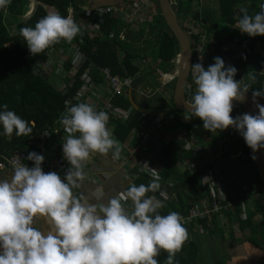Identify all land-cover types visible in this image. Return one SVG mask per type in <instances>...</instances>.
Wrapping results in <instances>:
<instances>
[{"label":"clouds","instance_id":"obj_1","mask_svg":"<svg viewBox=\"0 0 264 264\" xmlns=\"http://www.w3.org/2000/svg\"><path fill=\"white\" fill-rule=\"evenodd\" d=\"M9 3L0 0V9ZM242 11L236 28L249 37L264 36V4L254 15ZM79 34L74 19L58 12L47 14L34 27L20 29L32 55L62 40L71 43ZM214 60L207 70L200 63L188 65L197 87L185 108L207 131L235 128L255 153L264 148V105H256L257 115L233 118V101H244L248 88H241L240 81L234 79L235 67L226 68L220 57ZM252 96L255 102L264 93L255 90ZM3 108L0 125L4 135L32 133L28 121L7 110V104ZM108 120L106 112L85 102L68 107L59 121L68 134L63 157L71 165L64 178L56 172L45 173L41 167L44 156L30 152L27 160L33 166L14 163L11 178L0 179V264H159L156 257L161 250L168 253L165 264H174L188 231L178 212L161 215L163 201L146 195L160 189L155 169L150 168L151 183H132L107 204H91L73 194L72 189L84 179L83 166L92 154L114 150L112 158H120V142L108 130ZM92 195L99 200L104 193L96 189ZM160 195L167 198L163 192ZM128 202L131 211L125 208ZM36 220L47 225L46 231L33 226Z\"/></svg>","mask_w":264,"mask_h":264},{"label":"built area","instance_id":"obj_2","mask_svg":"<svg viewBox=\"0 0 264 264\" xmlns=\"http://www.w3.org/2000/svg\"><path fill=\"white\" fill-rule=\"evenodd\" d=\"M151 2L150 0H123L119 4L125 5V10L118 9L114 5L111 7H99V8H85V5L75 10L73 6L69 5L66 8V16H71L74 21L80 26V34L73 39L71 43L63 45V40L59 42V45H53L45 51V59H41L37 55H33L29 68L33 75L41 77L51 86H53L58 92L66 96L65 102L69 103L66 105L64 102V114L68 107L76 105L81 102L93 105L96 111H104L108 114L109 120L107 126H110L113 121L126 122L132 115L133 107L130 105L124 109L119 105L115 104V100L118 98L128 99L129 95L137 96L138 93H142L146 98L150 100L155 99L158 89H153L147 84H142L143 77L140 76V70L148 68L150 66L151 59L140 57V48L144 41L153 40L156 29L151 32V24L147 25L143 30H136L134 24L140 23L143 16L146 17V13L150 11L151 14L155 15L158 13L157 7L158 2ZM174 0H169L170 4ZM152 7V9H150ZM176 8V6H175ZM104 15L116 19L122 23L118 33L111 28L107 34L102 30ZM162 30L159 29V32ZM137 32L143 34L142 38L138 40L135 36H138ZM110 38L116 37L121 48H117V58L121 62L126 54V51L122 48L128 49V53L131 58L129 59V65L137 68V72L131 75H118L113 74L110 69L105 67H99L94 62L88 61L86 53L82 51L81 44L83 37H95L101 36ZM201 44L197 45V48ZM197 52V51H196ZM159 64L163 62L159 60ZM200 56L197 52V58L193 65L200 63ZM164 64V63H163ZM167 73L159 75L158 71H153L151 78L159 82V89H163V92L167 98H172V93L168 90L177 76L178 70V54L175 56L172 62L166 63ZM125 71V68H122ZM252 75V73H250ZM249 78V79H248ZM249 84L247 85L245 76L240 73L239 81L241 86L250 85V76H248ZM141 81L136 85L137 81ZM78 84V85H76ZM144 85V90L140 92L141 85ZM196 85L194 83V77L186 85L185 100L190 101L195 94ZM73 91V94H70ZM249 92V91H247ZM136 94V95H135ZM141 129L137 132L135 139L139 143V147L145 151V155L141 157L136 163V169L138 173L149 175L151 178V166L150 156L148 150L151 143V135L154 132L162 129L160 122L152 124L151 117L146 114H142ZM240 114L235 112L232 117H239ZM158 119V118H157ZM53 135H59L61 141L65 142V138L68 135L61 123H54L44 129L36 138L27 142L26 148L22 150H15L9 158L5 159V162H0V168L9 167L13 169L14 163L23 165L33 166V162L27 160V156L30 152L44 156V161L41 165L42 170L45 173L56 172L63 179L68 169V162L64 157L54 156L52 158L46 157L48 149H55L56 144H49V140ZM78 135V134H76ZM112 137L115 139L114 135ZM168 143V140L164 141ZM184 146L179 147L184 151H190L196 156H202V154L210 150L207 146L199 145L196 138L190 136L185 137L181 140ZM122 144V143H120ZM178 144V143H176ZM114 151V150H111ZM241 149L232 152L230 158L239 159L241 157ZM215 154L210 153V157H214ZM220 157V153L218 154ZM206 163L203 159L196 163H190L188 165V171L191 174H198L200 186L205 190V202L202 206H195L190 204L187 209H184L179 213L182 217V223L185 228H190L192 224L200 221L208 220L211 221L213 216L221 214L223 211L231 207V201L226 193L223 183L215 175V172L209 170L206 167ZM245 214H241V218H245Z\"/></svg>","mask_w":264,"mask_h":264},{"label":"trees","instance_id":"obj_3","mask_svg":"<svg viewBox=\"0 0 264 264\" xmlns=\"http://www.w3.org/2000/svg\"><path fill=\"white\" fill-rule=\"evenodd\" d=\"M86 0H10L9 5L5 9H0V112L4 111L3 105L7 104V110L14 111L22 119L29 122L32 127V133L29 136L17 137L15 132L11 136L3 133V126L0 125V162L4 163L6 158L15 150L26 148L27 142L36 138L44 129L53 126L54 123H60V118L64 114L65 95L58 92L53 86L41 77L33 75L29 65L31 63L32 54L29 52L26 41L20 35V29L24 27H34L35 24L44 16L51 12H58L62 16H66V8L71 5L77 11L84 6ZM244 0H218V10L220 19L227 25L232 26L238 18L235 9ZM254 0H251L255 7ZM6 13V14H5ZM11 16L13 21L8 23L5 16ZM161 16V15H160ZM102 30L105 34L113 28L118 33L122 24L117 25V20L104 15L102 17ZM163 20V19H162ZM7 22L8 24H5ZM164 23V21H163ZM13 28V32H9V27ZM165 26V24H164ZM8 28V29H7ZM156 29V34L151 40L155 45L156 57L164 64L172 62L179 52V46L167 29V31L159 32L157 26L151 27V32ZM228 42L234 41V36L227 35ZM264 36L257 42L252 38H241L235 40L237 51L228 49L221 53L224 62L228 66L237 69L234 79L239 80L240 73L245 75L247 80L250 73L256 77L251 80V93L260 91L264 93ZM68 42H63L65 45ZM59 45V43L55 44ZM260 45V47H259ZM121 48L116 37L110 38L95 36L83 37L81 49L86 53L88 61L94 62L99 67H105L111 70L113 74L122 76L133 75L137 72V68L129 65L131 58L128 49L122 47L125 51V57L120 62L117 58V48ZM46 51V50H45ZM45 51L37 54L41 59H45ZM125 68V71L122 69ZM249 79V78H248ZM141 83L137 81L136 85ZM78 85V84H76ZM74 92L71 91L70 94ZM264 101V96H260ZM115 104L126 109L130 106L128 99L118 98ZM151 108H161L163 103H155L150 105ZM143 115L133 110L131 117L126 122L113 121L110 126V132L120 143L130 142L132 146H136L138 142L135 137L141 129V120ZM185 131V137H194L199 140L209 139L208 131L203 128V122L198 117L187 114V119L181 123ZM217 140L220 138V130H217ZM216 140V141H217ZM61 139L59 135H53L49 140V144H59ZM172 152V145L162 144L158 150L159 157L167 159ZM248 158L249 149L247 147ZM193 175V174H192ZM192 180V179H190ZM203 189L199 187V194L202 196ZM256 209L264 213V201L257 200L255 202ZM168 253L162 250L156 257L159 264H165Z\"/></svg>","mask_w":264,"mask_h":264},{"label":"crops","instance_id":"obj_4","mask_svg":"<svg viewBox=\"0 0 264 264\" xmlns=\"http://www.w3.org/2000/svg\"><path fill=\"white\" fill-rule=\"evenodd\" d=\"M186 119L187 116L181 117L180 125ZM110 126H107L109 131ZM211 133L218 136L217 132ZM150 138L148 150L150 166L160 177V189L146 195L155 196L163 201L164 207L159 210L161 215L173 211L181 213L192 203L201 207L205 202L206 192L200 186L198 174L192 175L188 171L190 163H196L201 159L208 161L206 167L215 172L231 201V207L213 216L211 221H200L186 228L188 239L181 251L176 254L174 264H264V213L256 209L257 193L241 194L238 187L226 182L225 173L221 179L218 168L211 164L218 161L225 171L218 152H212L215 154L212 158L205 152L202 156H196L190 151L180 149L179 147L185 145L181 142L185 138L182 126L179 132L173 130L165 132L162 128L154 132ZM165 140L172 145V152L167 159H162L158 150L162 144H168L164 142ZM196 140L202 145L198 142L199 139ZM218 141L219 139L216 146L219 144ZM63 143L61 141L56 144L55 149H48L46 157L49 159L54 156L63 157ZM120 146L119 159L112 158L111 150L108 154L94 153L90 156L83 166V181L79 183V187L72 189L77 198L87 199L91 204H107L109 199L124 191L132 183L139 186L152 182L153 178L138 173L136 169L135 163L145 155L139 143L132 146L128 142ZM70 166L68 162V168ZM12 174V168H0V179H10ZM199 187L203 189L202 196L199 194ZM96 189H102L104 193L99 200L92 195ZM161 192L165 193L166 199L160 195ZM125 208L131 211V202L126 203ZM243 213L246 215L245 218H241ZM33 226L45 231L47 229V225L41 220H36Z\"/></svg>","mask_w":264,"mask_h":264},{"label":"water","instance_id":"obj_5","mask_svg":"<svg viewBox=\"0 0 264 264\" xmlns=\"http://www.w3.org/2000/svg\"><path fill=\"white\" fill-rule=\"evenodd\" d=\"M123 0H86L85 8H99V7H111L119 4ZM160 15L165 23L166 28L171 32V34L176 39L179 52H178V70L175 79L173 92H172V107L163 106L161 108H151L150 100L146 98L142 93H138L137 96L129 95L128 101L134 110L141 114H146L154 118H163L173 113L174 110L184 112L190 116L192 113L185 108L186 95L184 93L186 79L189 74V66L191 65V48L185 32L181 29L175 16L173 10H175V5L170 4L168 0H157ZM251 15L252 10H247ZM242 16V15H241ZM197 18V14H195ZM260 37H257L255 41L257 42ZM189 65V66H188ZM264 84V83H263ZM144 85H141L140 92L144 90ZM244 101L234 100L233 109L242 116L243 114L257 115L259 109L257 104L264 105L259 97L255 98L253 102V96L251 93L246 92ZM195 117V116H194ZM243 137L241 135H236L235 139L239 140L240 149L243 143ZM218 146H216V151L220 153L221 160L225 167V179L229 185L236 186L240 189L241 194H249L251 189L260 183L264 189V151L263 148L257 152H253L248 146L250 160L244 159H232L230 158V153L233 152L230 146V138L224 133L218 141ZM255 156L256 159L252 157ZM256 178V179H255Z\"/></svg>","mask_w":264,"mask_h":264},{"label":"rangeland","instance_id":"obj_6","mask_svg":"<svg viewBox=\"0 0 264 264\" xmlns=\"http://www.w3.org/2000/svg\"><path fill=\"white\" fill-rule=\"evenodd\" d=\"M150 1L155 2L154 0H150ZM197 1L198 0H181L182 12H186L187 17H190L192 12H193V9L198 10L201 12L202 15H204L206 17V19L209 21L210 25L214 28V31L217 34L220 32L221 33L223 32L225 34L231 33V34H233V36L235 37L236 40H239V37L237 35L239 30L235 27V25H232V27H231V26L225 24L220 19L217 0H200L204 4V7H200V8H198V6H197ZM255 1H257V0H255ZM258 2L259 1L255 2V3L258 4ZM155 4H156V2H155ZM116 8L125 10V5L118 4L116 6ZM150 9H152V7H150ZM157 10H158V13L155 15L151 14L150 11H148L146 13V17L143 16L141 18L140 23L134 24V26H136V30H138V29L143 30L149 24H151L152 27L157 26L159 29H160V27H163V28H165L164 30H166V27L164 26L165 23H163L162 16H160V12H159L158 7H157ZM6 17H7V19H6ZM5 19H6L5 21H7L8 23H11L13 21L12 20L13 18L11 16L6 15ZM177 19L183 21L184 16L181 13H179V14H177ZM7 22H5V24H8ZM120 24H122V23L117 22V25H120ZM122 26H123V24H122ZM8 31L11 33L13 32L12 26L9 27ZM137 33H138L137 34L138 36H135L136 40L143 37V34L141 32H137ZM262 44L264 46V41ZM259 47H260V45H259ZM155 48H156L155 45L152 44L151 41H144L141 48H140V53H139L140 57H145V58L151 59L150 66L148 68H144V69L140 70V76L143 77L142 84H147L148 86L152 87L153 89H158L157 94L155 96V99L151 101L150 105H154L157 102V103H163L164 107L165 106H171L172 107V98H167L163 92V89H159V87H160L159 82H157L155 79L151 78L153 73H154L153 71H158L160 73L159 75H164L167 73L166 65L163 63L159 64L158 58L156 57ZM174 83H175V81L171 85H169V87H168L169 88L168 90L171 93L173 92ZM234 111L235 110L233 109L231 115H233ZM185 116H187L186 113L174 110L172 114L165 116L163 118H158V119L153 118L152 124L158 121V122H161V126L165 132H168L171 130H173V132H179L181 130V125H180L179 120H181V117H185ZM216 132H218V131H216ZM219 132H220L219 134H221L222 132L226 133V135L230 138V146L234 152L239 150V148H240L239 140L235 139V136L240 135V133L235 128L229 127L228 129L223 130V131L220 130ZM207 133L209 135V139L199 140L198 142L200 144H202L203 146H207L208 148H210V150L205 151V154L209 155L212 152L213 153L217 152L216 151L217 135H214L210 131H208ZM204 148H206V147H204ZM263 151H264V148H263ZM242 156L244 157V159H248L249 156L247 154V149L243 152ZM211 164L214 167L218 168L220 177L222 179L223 174L225 173L223 166H221V164H219L218 161H214ZM258 188L260 190V193L264 194V190H263L262 185L260 183H258L257 185H255L251 189V192H250L251 195H253L255 192H258V190H257Z\"/></svg>","mask_w":264,"mask_h":264},{"label":"flooded vegetation","instance_id":"obj_7","mask_svg":"<svg viewBox=\"0 0 264 264\" xmlns=\"http://www.w3.org/2000/svg\"><path fill=\"white\" fill-rule=\"evenodd\" d=\"M257 1H259L258 2L259 5L255 3ZM257 1L254 0V2H253L254 5H256L255 7H252L253 4L251 3V0H244V2H241L240 5L237 7V9H235V14H236L238 20L241 17V15H243L242 10H244V9L252 10L253 13L251 15H254L256 12H258L260 10V5L264 4V0H257ZM173 3L176 6L175 10H173L175 20L177 21V23L179 24L181 29L185 32L187 39H188V42H189V46L191 48V65L190 66H192L193 63H195V60L197 58V52H198L200 59L202 61L201 64L203 65L205 70H207V68L210 65L214 64V62H215L214 58L215 57H220L222 59L224 58L221 56V53H224V51H226L228 49H233L236 51L238 50L237 45L235 43V40H236L235 37H234V39H235L234 41L228 42L226 40L227 35H231V33L225 34L223 32L222 33L220 32L217 34L214 31V28L210 25L209 21L206 19V17L204 15L201 14L200 11L193 9L191 16L187 17V13L182 12V10H181V0H174ZM197 6H198V8L204 7V4L200 0H198ZM179 13H181L184 16L183 21L177 19V14H179ZM195 14H197V18H195ZM237 23H238V21L234 24L235 27H237ZM160 29L163 32L167 30V28H166V30H164L165 28H163V27H160ZM237 35L239 37V40L243 37L244 38H252L254 40L257 37H260V38L262 37L260 35L255 36V37H249L247 34L241 33L240 30H239ZM198 44H201V45L197 48ZM223 61H225V60L223 59ZM226 65L227 64L225 63V67H226ZM192 76H193V73H192V70L190 69L188 77L186 79L185 88H186V85L192 79ZM245 83H247V85L249 84L248 79L246 80ZM251 86L252 85H251V81H250L249 86H241V88L247 87L249 93H251V89H252ZM185 91H186V89H185ZM262 102L264 103L263 100H262ZM246 149H247V145H246L245 141L243 140L242 147H241V154H240L241 157L239 159H242V157H243L242 154ZM247 160L251 161L249 158ZM257 190H258V192H256L257 193L256 199H258L260 201H264V194L260 193L259 188Z\"/></svg>","mask_w":264,"mask_h":264}]
</instances>
